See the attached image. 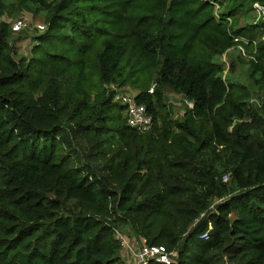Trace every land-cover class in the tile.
<instances>
[{"label":"trees","instance_id":"trees-1","mask_svg":"<svg viewBox=\"0 0 264 264\" xmlns=\"http://www.w3.org/2000/svg\"><path fill=\"white\" fill-rule=\"evenodd\" d=\"M255 2L0 0V264H128L116 228L171 264H264ZM24 9L48 25L30 59L4 18ZM112 83L139 90L151 129L127 123ZM165 86L194 105L181 119Z\"/></svg>","mask_w":264,"mask_h":264},{"label":"built area","instance_id":"built-area-1","mask_svg":"<svg viewBox=\"0 0 264 264\" xmlns=\"http://www.w3.org/2000/svg\"><path fill=\"white\" fill-rule=\"evenodd\" d=\"M254 11L256 13V19H264V4L261 2L254 3ZM37 28L40 30H46L48 26L45 23H38ZM30 27V22L26 17H20L13 21L11 28L14 32H22ZM242 53L245 54L246 50L242 46H238ZM114 90V99L125 107V114L127 123L138 129L141 132L147 131L152 128L154 124L153 114L149 111L148 107L144 103L137 101V92H131L126 90V85L122 86L117 83L108 85ZM154 87L150 92H153ZM190 107H193V103L187 101ZM207 237V233L203 234ZM115 237L120 241L122 251L126 254L127 259H132L136 264H150L152 261L161 264H171L174 262L177 251L169 250L163 244H151L147 239L141 236L139 239H130L122 230L115 229ZM134 241V242H133Z\"/></svg>","mask_w":264,"mask_h":264},{"label":"rangeland","instance_id":"rangeland-1","mask_svg":"<svg viewBox=\"0 0 264 264\" xmlns=\"http://www.w3.org/2000/svg\"><path fill=\"white\" fill-rule=\"evenodd\" d=\"M239 15H240V17H239L238 23H239L240 27L248 25L249 23H252V22H256L255 19L250 22V20H248L246 18V15L244 13H238V16ZM250 15L252 16V18H256V16H257L255 11H253V10L250 11ZM20 17H26L30 22V27L28 29L20 32V33H13V37H12L11 41L13 43H16L17 50H18L17 57L25 56L26 58L30 59L32 57V48L34 47L35 44H37L39 42L36 37L45 33L44 30H40L39 28H37L36 25L38 23H45L47 25V23L44 21V19L41 17V15L35 16V15H33L32 12L25 10V9L21 10V11H11V10L9 11L8 10L7 15H5L4 18L8 22H10L12 25L13 21L17 18H20ZM253 32L257 38H261L262 29L260 27L253 29ZM246 54L250 55V53L248 51L246 52ZM237 55H241V53L239 52V50L237 48H235L229 53V58H227V55L224 54L222 56L216 57V61L219 62L220 64H222L223 66L224 65L228 66V59H230V58L233 59V57H236ZM246 57H249V56H246ZM236 66H237L238 71L240 70L238 72V75L241 76V80L244 81L245 83H247L248 79L245 77L246 75L242 73L241 64L238 62L236 64ZM153 87H154V84L149 87V90H152ZM126 90L131 91V92H137L138 91L137 89L133 88L129 84L126 85ZM164 100L172 108L174 117L181 119L185 113V109H186V106L188 104L186 97H184L183 94L176 92L173 89L165 86L164 87ZM114 102H116L117 104H120L117 101H114ZM123 114L125 115L124 110H123ZM211 207L214 208V205ZM124 233L127 236H129L130 239H134V238L138 239L139 238L137 236L130 235L128 232H124ZM120 254L122 255L123 259H125L127 261L128 264H136V262L134 260L127 259L126 254L122 250H121Z\"/></svg>","mask_w":264,"mask_h":264},{"label":"water","instance_id":"water-1","mask_svg":"<svg viewBox=\"0 0 264 264\" xmlns=\"http://www.w3.org/2000/svg\"><path fill=\"white\" fill-rule=\"evenodd\" d=\"M169 19H170V14H168V15L166 16V21H169Z\"/></svg>","mask_w":264,"mask_h":264},{"label":"clouds","instance_id":"clouds-1","mask_svg":"<svg viewBox=\"0 0 264 264\" xmlns=\"http://www.w3.org/2000/svg\"><path fill=\"white\" fill-rule=\"evenodd\" d=\"M139 91V90H138Z\"/></svg>","mask_w":264,"mask_h":264}]
</instances>
